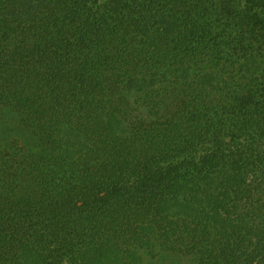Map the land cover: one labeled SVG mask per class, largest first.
<instances>
[{
  "label": "trees",
  "instance_id": "trees-1",
  "mask_svg": "<svg viewBox=\"0 0 264 264\" xmlns=\"http://www.w3.org/2000/svg\"><path fill=\"white\" fill-rule=\"evenodd\" d=\"M0 264H264V0H0Z\"/></svg>",
  "mask_w": 264,
  "mask_h": 264
},
{
  "label": "rangeland",
  "instance_id": "rangeland-1",
  "mask_svg": "<svg viewBox=\"0 0 264 264\" xmlns=\"http://www.w3.org/2000/svg\"><path fill=\"white\" fill-rule=\"evenodd\" d=\"M3 114H4V118L6 119V121L11 120V118H9V116L6 115L5 112H3ZM9 115H10V114H9ZM9 134H10V133H9Z\"/></svg>",
  "mask_w": 264,
  "mask_h": 264
}]
</instances>
